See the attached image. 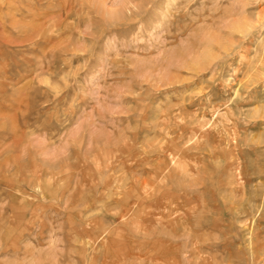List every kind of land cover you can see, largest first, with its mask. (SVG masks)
Masks as SVG:
<instances>
[{
  "label": "rangeland",
  "instance_id": "rangeland-1",
  "mask_svg": "<svg viewBox=\"0 0 264 264\" xmlns=\"http://www.w3.org/2000/svg\"><path fill=\"white\" fill-rule=\"evenodd\" d=\"M0 264H264V0H0Z\"/></svg>",
  "mask_w": 264,
  "mask_h": 264
}]
</instances>
